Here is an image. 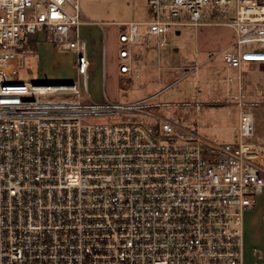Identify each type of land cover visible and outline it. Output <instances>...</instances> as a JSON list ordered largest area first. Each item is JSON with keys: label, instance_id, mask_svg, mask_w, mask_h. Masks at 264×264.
<instances>
[{"label": "built area", "instance_id": "2783aa9c", "mask_svg": "<svg viewBox=\"0 0 264 264\" xmlns=\"http://www.w3.org/2000/svg\"><path fill=\"white\" fill-rule=\"evenodd\" d=\"M147 7L148 19L115 24L119 73L132 74L134 48L150 38L162 47L170 31L205 24L231 28L227 67L264 62L263 0ZM83 21L79 0H0V264H251L243 215L264 185V142L246 140L254 123L241 95L229 142L151 110L158 93L91 102ZM38 32L73 52L72 80L9 79ZM194 56L179 80L199 71ZM100 116L109 120L88 119Z\"/></svg>", "mask_w": 264, "mask_h": 264}, {"label": "rangeland", "instance_id": "374dc122", "mask_svg": "<svg viewBox=\"0 0 264 264\" xmlns=\"http://www.w3.org/2000/svg\"><path fill=\"white\" fill-rule=\"evenodd\" d=\"M79 5L81 14L87 19L103 20V31L90 23L78 26L79 35L87 39L92 51L89 54L91 67L87 80L91 102L104 101L103 88L108 98L118 103L139 100L161 91L157 98L147 103L156 105L149 107L151 110L196 124L200 134L205 137L229 142L237 139L234 126L239 114L236 104L239 97L236 96H240V84L243 108L252 113L254 123V135L246 140L264 142V62L243 63L240 68L226 66L220 53L232 46L233 32L230 27L221 24L183 27L178 36L170 32L169 41L162 47H157L151 38L153 54H147L144 58L137 54L134 66L138 75H134L135 70L128 77L118 72V26L112 22L148 19L147 0H79ZM103 44L106 60L102 74ZM195 45L198 46L195 49L198 50L197 61L204 60L205 68L201 67L197 72L199 79L193 73L179 80L184 68L195 59ZM54 47L46 54L41 49L36 54L30 53L25 67L9 79L16 77L28 82L72 80L75 77L73 52ZM136 48L141 49V46ZM172 48L174 52H171ZM232 76L233 79L229 80ZM197 93L200 95L197 96ZM192 94H195L194 98H191ZM63 96L58 93L41 97ZM198 101L200 110L196 109ZM88 119L106 121L109 116Z\"/></svg>", "mask_w": 264, "mask_h": 264}, {"label": "crops", "instance_id": "0c3cea01", "mask_svg": "<svg viewBox=\"0 0 264 264\" xmlns=\"http://www.w3.org/2000/svg\"><path fill=\"white\" fill-rule=\"evenodd\" d=\"M83 18H84L83 24H85V23L86 24H88V23L93 24L94 27H96V28L99 27V30L103 31V27H102L103 20L87 19L84 16H83ZM126 21H142V20L130 19V20H124L122 22H126ZM112 23L115 25L116 23H120V22H114L113 21ZM185 27H191V26H185ZM170 32H172V34H175V36H178L181 33V31L177 32V31H174V30H172ZM170 32L168 34V41H169V35H171ZM35 35H37V38H38V41L36 42V49L32 50V51H29V52H26V60H27V58H28L30 53L31 54H36L41 49L46 54V53L52 51L55 48L54 47L55 45L54 44L52 45V42L47 40L44 37V34L42 32H38ZM102 35L104 36L103 32H102ZM150 39H149L147 45H139V47L141 46V49L140 48H136L137 46L134 48V51H135L136 55L137 54H141V57L144 58L145 56H147V54L148 55L149 54L150 55L153 54V47L150 44L151 43ZM153 39L155 40V38H153ZM154 42H155V45H156V41H154ZM88 44H89V42H88ZM104 46H105V44H103L102 50H101V52H102V62H103L102 74L105 72V60H106ZM195 47H197V48H195ZM195 47H194V51H195V49H198L197 45H195ZM173 50H174V48L171 49V52H174ZM194 51H193V54H194ZM91 52L92 51H91L90 44H89L88 45V54H91ZM137 59L138 58H136V60ZM199 63L201 64L202 68H205V66H204L205 61L204 60L202 62H199ZM135 70H136V73L134 72ZM238 71L240 73V69ZM133 72H134V75H138L137 69L134 66V64H133L132 74L128 75V77H131L133 75ZM120 74H123V75L127 76V74H124V73H120ZM196 78L199 79L198 74H196ZM232 79H233V76H232ZM41 82H47V81H41ZM58 82H61V81H58ZM167 86H169V85H167ZM238 89H239V93L241 95L242 86L240 84L238 85ZM160 92L161 91H157L155 93H158V95H159ZM155 93H153V94H155ZM103 94L106 95V92L104 91V88H103ZM194 95L195 94H192L191 98H194ZM199 95H200V93H197V96H199ZM197 100H199V98ZM196 109L200 110L201 109V105H199V107H196ZM234 128H235V126H234ZM243 260L245 262L251 263V264H264V185L262 187V190L256 195L255 204L251 208L247 209L244 212V215H243Z\"/></svg>", "mask_w": 264, "mask_h": 264}, {"label": "trees", "instance_id": "16d2710c", "mask_svg": "<svg viewBox=\"0 0 264 264\" xmlns=\"http://www.w3.org/2000/svg\"><path fill=\"white\" fill-rule=\"evenodd\" d=\"M38 41L37 35L32 34L27 37L26 44L24 45V50L26 52L36 49V42Z\"/></svg>", "mask_w": 264, "mask_h": 264}, {"label": "water", "instance_id": "95a60500", "mask_svg": "<svg viewBox=\"0 0 264 264\" xmlns=\"http://www.w3.org/2000/svg\"><path fill=\"white\" fill-rule=\"evenodd\" d=\"M36 83V82H35Z\"/></svg>", "mask_w": 264, "mask_h": 264}]
</instances>
